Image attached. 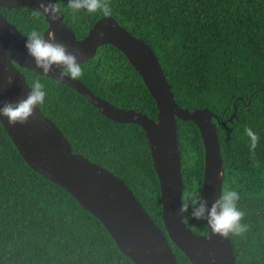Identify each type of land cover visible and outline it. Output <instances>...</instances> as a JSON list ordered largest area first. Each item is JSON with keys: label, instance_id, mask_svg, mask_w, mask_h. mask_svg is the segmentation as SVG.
<instances>
[{"label": "trees", "instance_id": "trees-1", "mask_svg": "<svg viewBox=\"0 0 264 264\" xmlns=\"http://www.w3.org/2000/svg\"><path fill=\"white\" fill-rule=\"evenodd\" d=\"M63 23L76 38L104 16L72 10L60 0ZM111 17L154 51L173 96L190 110L207 107L223 160V182L241 193L249 229L230 235L236 264H264V0H107ZM39 11L18 6L0 13L24 34L44 32ZM77 78L94 95L155 119L157 107L142 78L115 46L103 44L81 63ZM16 66L30 84L40 79L47 96L41 112L72 151L117 175L167 237L160 188L144 131L135 123L104 116L75 89ZM235 112L232 121L228 118ZM245 127L259 134L251 156ZM180 172L185 193H202L204 145L196 124L176 118ZM203 195V194H202ZM183 213L186 226L207 234L208 226ZM168 238V237H167ZM178 264H192L168 238ZM0 264H135L102 223L67 190L32 169L0 123Z\"/></svg>", "mask_w": 264, "mask_h": 264}, {"label": "water", "instance_id": "water-1", "mask_svg": "<svg viewBox=\"0 0 264 264\" xmlns=\"http://www.w3.org/2000/svg\"><path fill=\"white\" fill-rule=\"evenodd\" d=\"M48 3V0H43ZM41 0H0V7L23 6L41 12L47 27L43 34L67 46L80 63L90 59L103 44L119 49L142 78L157 107L155 119L135 109L120 108L93 94L79 79L67 75L58 80L59 70L48 74L35 65L25 38L16 26L0 13V104L16 101L29 91L24 74L16 66L51 77L86 97L104 116L124 123H135L144 131L153 166L158 177L162 222L167 237L192 264H236L228 237L193 232L180 212L183 179L177 143L176 118L192 121L198 127L204 145L202 194L208 205L222 190L223 160L217 129L209 108L188 109L176 102L163 69L152 48L141 38L119 25L111 16H101L86 35L76 38L63 23V16L52 20L40 11ZM42 10V9H41ZM11 75L13 81L6 84ZM235 112L228 121H232ZM0 123L25 162L36 172L71 193L109 232L119 250L135 264H178L168 238L150 218L131 189L117 175L73 152L56 124L39 106L24 123Z\"/></svg>", "mask_w": 264, "mask_h": 264}, {"label": "clouds", "instance_id": "clouds-1", "mask_svg": "<svg viewBox=\"0 0 264 264\" xmlns=\"http://www.w3.org/2000/svg\"><path fill=\"white\" fill-rule=\"evenodd\" d=\"M67 7L72 10L84 9L89 13L100 10L105 16H111L112 9L107 0H67ZM42 9V10H41ZM40 11L51 16L52 20L61 16L62 5L60 0H48L43 3L41 0ZM39 15V12L34 13ZM27 39L24 45L28 53L34 58L37 68L42 73L58 69V80H63L65 75L77 79L83 73V67L77 55L67 50V46L52 38H45L44 34L33 28L24 34ZM13 77L6 78V84H11ZM47 91L40 79H34L29 84V91L23 98L16 101L5 100L0 104V116L6 117L9 124L17 122L24 123L35 109L45 103ZM248 140V147L251 156H255V148L259 134L251 127H245ZM241 193L235 187L225 185L217 199L209 206L199 189H193L185 193V200L181 203L180 212L183 215L192 205L191 216L197 220L203 219L210 232L220 237L229 235H240L249 229V224L243 220L245 211L240 206Z\"/></svg>", "mask_w": 264, "mask_h": 264}]
</instances>
